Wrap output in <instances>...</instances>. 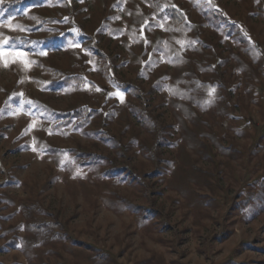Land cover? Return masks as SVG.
<instances>
[{"label":"rangeland","instance_id":"rangeland-1","mask_svg":"<svg viewBox=\"0 0 264 264\" xmlns=\"http://www.w3.org/2000/svg\"><path fill=\"white\" fill-rule=\"evenodd\" d=\"M0 264H264V0H0Z\"/></svg>","mask_w":264,"mask_h":264},{"label":"trees","instance_id":"trees-1","mask_svg":"<svg viewBox=\"0 0 264 264\" xmlns=\"http://www.w3.org/2000/svg\"><path fill=\"white\" fill-rule=\"evenodd\" d=\"M168 15L172 21L173 26L178 27V28H181L184 26L185 18L183 17V14L179 10L172 8L168 11ZM81 114H83V111L82 113L81 111L80 112L78 111L77 113H75V115H81ZM39 235L44 236V233L39 234Z\"/></svg>","mask_w":264,"mask_h":264},{"label":"snow or ice","instance_id":"snow-or-ice-1","mask_svg":"<svg viewBox=\"0 0 264 264\" xmlns=\"http://www.w3.org/2000/svg\"><path fill=\"white\" fill-rule=\"evenodd\" d=\"M7 41L5 40V43ZM12 62H15V61H12ZM4 66L7 67L8 66V61H4ZM21 83H23V81H21ZM215 89H212L211 92L214 93ZM20 95H23L22 93ZM117 95H119V93H117Z\"/></svg>","mask_w":264,"mask_h":264}]
</instances>
